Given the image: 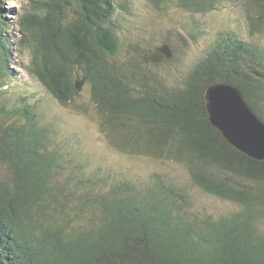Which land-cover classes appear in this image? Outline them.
<instances>
[{
	"label": "trees",
	"instance_id": "trees-1",
	"mask_svg": "<svg viewBox=\"0 0 264 264\" xmlns=\"http://www.w3.org/2000/svg\"><path fill=\"white\" fill-rule=\"evenodd\" d=\"M5 1L0 90L13 72ZM148 1L157 9L164 4ZM239 1L251 31L263 28L264 0H178L177 6L207 14ZM29 6L18 17L16 50H30V72L57 101L69 105L78 94L74 79L85 77L110 145L182 162L195 186L241 209L190 219L188 192L162 174L145 188L126 181L105 190L91 177L59 178L60 154L48 147L49 131L35 106L0 104V264H264V161L222 138L204 100L209 85L231 83L264 120V52L222 32L181 87H158L143 66L151 47L120 39L132 57L118 64L98 45L97 26L120 28L115 0H29ZM244 57L250 62L242 64Z\"/></svg>",
	"mask_w": 264,
	"mask_h": 264
},
{
	"label": "rangeland",
	"instance_id": "rangeland-1",
	"mask_svg": "<svg viewBox=\"0 0 264 264\" xmlns=\"http://www.w3.org/2000/svg\"><path fill=\"white\" fill-rule=\"evenodd\" d=\"M115 1L114 18L120 24L117 34L123 42H138L142 49L165 41L173 46L174 56L170 61L158 65L143 63L145 71L158 79V87H181L185 77L212 49L222 32H233L241 40L255 43L264 52V26L251 31L242 1L223 2L207 14L184 11L177 6L178 0H164L160 9L148 0ZM125 5L129 7L128 11L124 10ZM29 7V0H8L2 4L12 22V39L16 43L20 35L18 17ZM130 52L122 51L117 56V63H125L132 57ZM30 60L29 49L14 51L13 72L3 77L5 86L0 90V104L8 109L24 104L35 106L38 123L49 131L48 147L60 154L59 178L68 174L91 177L96 181V189L105 190L126 181L145 188L155 181V174H162L166 182L184 187L188 192L191 204L184 211L190 219L206 215L218 218L241 209L240 205L195 186L182 162L114 148L99 131L100 116L91 100L88 84H84L69 105H62L30 72ZM246 62L250 60L244 57L242 64ZM260 227L264 230V221Z\"/></svg>",
	"mask_w": 264,
	"mask_h": 264
},
{
	"label": "water",
	"instance_id": "water-1",
	"mask_svg": "<svg viewBox=\"0 0 264 264\" xmlns=\"http://www.w3.org/2000/svg\"><path fill=\"white\" fill-rule=\"evenodd\" d=\"M95 37L100 48L111 58L122 52L120 38L111 26H97ZM174 48L162 43L142 54L145 63H160L171 60ZM257 75L259 72L253 70ZM75 75L78 76L77 71ZM86 83L85 77H76L73 87L80 93ZM204 100L209 121L217 128L222 138L248 157L264 161V120L247 102L239 87L231 83L217 82L206 87Z\"/></svg>",
	"mask_w": 264,
	"mask_h": 264
},
{
	"label": "bare ground",
	"instance_id": "bare-ground-1",
	"mask_svg": "<svg viewBox=\"0 0 264 264\" xmlns=\"http://www.w3.org/2000/svg\"><path fill=\"white\" fill-rule=\"evenodd\" d=\"M81 3H83V5H86L85 4V2H81ZM116 11H117V7H116ZM10 24H11V28H12V22H10ZM231 33H233V32H231ZM12 32H11V35H10V38H11V43H12V45H13V49H12V52L11 53H14V51H16V48H17V43L15 42V41H13V39H12ZM15 42V43H14ZM154 47V46H153ZM152 47V48H153Z\"/></svg>",
	"mask_w": 264,
	"mask_h": 264
}]
</instances>
